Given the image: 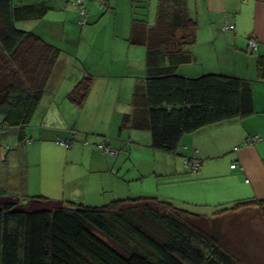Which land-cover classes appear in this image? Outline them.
Wrapping results in <instances>:
<instances>
[{
  "label": "crops",
  "instance_id": "0c3cea01",
  "mask_svg": "<svg viewBox=\"0 0 264 264\" xmlns=\"http://www.w3.org/2000/svg\"><path fill=\"white\" fill-rule=\"evenodd\" d=\"M123 1L130 15L120 18L118 30L115 16L112 28L119 41L114 39L111 52L108 48L94 53L93 57L99 59L93 62L91 58V64L88 62L91 52L80 53L82 67L78 56L74 59V55H68L60 47L61 55L31 122L22 130L11 127L1 133L0 174L6 170H2L1 163L23 166L24 170L25 162L23 177L30 193L32 169L41 172L43 178L46 168L55 164L57 169L51 173L61 172L60 175L55 176L51 188L38 177L34 181L38 190L55 201L89 205H102L129 196L156 195L207 213L219 203L247 197L264 198V71L259 64L260 60L264 61V0H186L197 23L194 42L179 49L172 42L158 47V55L165 53L162 56L165 61L157 63L174 67L177 74L196 77L221 73L253 81L252 113L185 133L175 152L154 149L150 131L139 128L134 121L122 127L124 115L135 108L136 92H140L139 103L143 101L139 87L145 79L164 73L156 62L147 61L145 44H133L130 40L133 22L156 25L160 0H152L150 11L147 0ZM36 2H47L49 8L40 17L24 20L25 27L46 39L47 34L51 35V41L58 45L67 33L68 38H73L74 28L78 29L74 21L78 19L81 23L82 8L89 12L87 24L103 19L107 9L116 8V4L100 7L82 0H56L55 4L35 0L19 4ZM53 8L72 13L73 29L68 28L69 16L51 20L59 25L42 24ZM225 25L234 27L224 29ZM88 27H81L80 37L89 34ZM185 32L178 30L176 37L183 38ZM250 38L257 41L254 51L248 49ZM60 62H64L63 67H59ZM85 77H91L92 85L85 100L79 102L75 98L79 92L75 89ZM4 133H13L18 144L11 147L8 142L4 143ZM90 134L103 135L117 154L99 150L95 145L102 141L96 143L98 139ZM65 140L70 141V151L61 144ZM190 161L199 162L195 172L188 165ZM232 163L238 166L232 168ZM9 173L6 170L5 174ZM65 182L68 190L64 188Z\"/></svg>",
  "mask_w": 264,
  "mask_h": 264
},
{
  "label": "trees",
  "instance_id": "16d2710c",
  "mask_svg": "<svg viewBox=\"0 0 264 264\" xmlns=\"http://www.w3.org/2000/svg\"><path fill=\"white\" fill-rule=\"evenodd\" d=\"M48 8L47 2L0 0V149L4 128L22 130L31 122L61 55V48L16 24ZM181 29L183 38L176 37ZM196 30L186 0H160L156 25L133 22L130 40L145 44L147 61L157 63L165 61V53L158 55L160 45L188 47ZM259 64L264 71V61ZM157 65L164 73L145 79L139 87L143 101L136 92L135 108L122 121V127L134 121L149 130L154 149L175 152L185 133L254 111L251 79L221 73L191 77ZM91 85V77L79 82V102ZM102 142L109 146L105 137ZM188 165L196 171L191 161ZM7 191L0 188V264H241L226 248L219 220L243 207H264V198L247 197L202 213L156 195L89 205L18 193L14 201Z\"/></svg>",
  "mask_w": 264,
  "mask_h": 264
},
{
  "label": "rangeland",
  "instance_id": "374dc122",
  "mask_svg": "<svg viewBox=\"0 0 264 264\" xmlns=\"http://www.w3.org/2000/svg\"><path fill=\"white\" fill-rule=\"evenodd\" d=\"M32 1H35V0H14L15 3L32 2ZM49 1L51 4L56 3V0H49ZM70 1L77 2L78 0H70ZM82 1L83 2L85 1L87 3H92V4L97 3V5L100 7H105L107 4L109 5L116 4V8L107 9L108 11L105 12L106 16L103 19H98L94 23L93 21H89L88 24L87 22L81 24L79 23L77 19V21H74V22L78 25V29L74 28V31L72 32L73 38H68L69 36L68 33L65 34L64 38L59 41L60 45L53 43L51 41L52 40L51 35L49 34H47V39L43 37L46 41L52 44H55L59 48L61 47L62 49H64V51L67 52L68 55L70 56L74 55V59L76 56H78L77 60L79 61V65H82L83 63L81 60L80 53L84 54L87 50L88 51L86 54L91 52L88 57V60H89L88 62L90 64H91V61H90L91 58L93 62L99 59L97 58V56L93 57L94 53L98 51H103L108 48H109V51L111 52L112 50L110 48V45H112V43L114 42V39H117V41H119V37L114 34V29L112 28V24H113L115 16L118 17L117 19V30H118L119 25H120L119 23L120 18L129 17L130 15V10H128L127 7L125 8L124 4L126 3L123 0H82ZM118 3H119V6H118ZM151 3H152V0H147V6H149V11L151 10V5H150ZM65 16H69L68 18L69 30H71V28L73 29L72 24H71L72 22L70 21L72 20L70 17L72 16V13L65 12V10H57L54 8L49 10L47 17L42 21V24L47 25V26H52L54 24L59 25L60 23L58 22H55L53 24L51 20H56L58 18L63 19L65 18ZM146 18L149 19V16H146ZM151 20H152V17H151ZM16 24L19 28L27 29L23 21H17ZM83 26H89L87 28L89 34L87 35L84 34V37H80L81 27ZM60 66L63 67L64 62H60L59 67ZM82 67L84 66L82 65ZM8 129H12V128H4L2 131L4 130L6 131ZM90 135L98 139L96 143L99 142V140L102 141V139H104L102 135H98V134H90ZM3 141L4 143L8 142L11 145V147H14L16 146V144H18V138H15L13 133H4ZM61 144L64 145L65 148L64 147L63 148L66 149V151H70L72 149L71 147H68L67 144L64 143V141H62ZM73 144L75 146L77 142L74 141ZM58 150L61 151V149H58ZM10 151H12V149ZM22 151H24V148ZM11 161H12V156L8 157V162L10 164H11ZM23 163H24V170H23V166H19V165L10 166V165H7V162L1 163V166L3 167L2 170L6 169L7 171H10V173L9 175H6L5 174L6 170H5L3 171L4 172L3 174H0V188H4L5 190H8L7 192L10 194L9 196H12V198L10 199L14 201L18 200V198H13L17 196V193L20 195H27V196L45 195V196H49V198L51 199H54L50 197V195L41 193L38 190V187L36 186L34 181L37 180V178L39 177L42 180L44 185H49L51 188V185L55 182V176L57 174L60 175L61 173V172L56 173V174L51 173L52 171H55L57 169L55 164H54V167L52 165V168L48 165L49 167L46 168L47 173L43 178L41 176V172L36 171L35 168L32 169V180H31L32 184H31V192L29 193V191L26 188L27 180L25 181V177H23V175L25 176V173H26V164L25 162ZM69 166L70 165L68 164V167L66 168H69ZM62 168L64 169V165ZM64 188L65 190H68L67 182H65ZM17 197H19V195ZM66 200H69V199L67 198ZM219 221L220 223L223 221L222 227L220 228L222 230L224 238L226 239L225 241L226 248L240 259L241 264H264V207L263 208H260L259 206L243 207L237 211L229 212L225 216L221 217V220Z\"/></svg>",
  "mask_w": 264,
  "mask_h": 264
},
{
  "label": "built area",
  "instance_id": "2783aa9c",
  "mask_svg": "<svg viewBox=\"0 0 264 264\" xmlns=\"http://www.w3.org/2000/svg\"><path fill=\"white\" fill-rule=\"evenodd\" d=\"M81 15H82V18L80 19V22L83 24V23L87 22V15H88V13L86 12V10L84 8L81 9ZM233 27H234V25H225L224 29H227V28L230 29ZM256 48H257V41L254 38H250L248 41L249 51H254ZM256 138L257 137H254L253 140H256ZM64 143L67 144V146L70 145V141L65 140ZM97 146H98V148L103 150V152H105V153L117 154V152H118L116 149L107 146L104 142L98 143ZM198 166H199V162L196 161L193 163L194 170H197ZM236 166H238L237 163L232 164V167H236Z\"/></svg>",
  "mask_w": 264,
  "mask_h": 264
}]
</instances>
